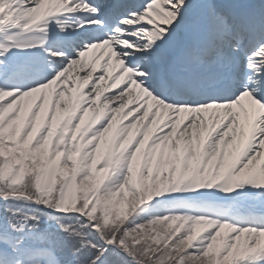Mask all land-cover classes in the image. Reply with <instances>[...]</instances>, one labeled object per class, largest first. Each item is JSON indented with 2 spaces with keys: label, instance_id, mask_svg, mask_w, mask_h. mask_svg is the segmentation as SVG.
I'll return each mask as SVG.
<instances>
[{
  "label": "snow or ice",
  "instance_id": "6c2138e0",
  "mask_svg": "<svg viewBox=\"0 0 264 264\" xmlns=\"http://www.w3.org/2000/svg\"><path fill=\"white\" fill-rule=\"evenodd\" d=\"M0 7V264H264V0Z\"/></svg>",
  "mask_w": 264,
  "mask_h": 264
},
{
  "label": "bare ground",
  "instance_id": "6f19581e",
  "mask_svg": "<svg viewBox=\"0 0 264 264\" xmlns=\"http://www.w3.org/2000/svg\"><path fill=\"white\" fill-rule=\"evenodd\" d=\"M0 10H3L0 7ZM53 36H57L55 31L53 32ZM51 46V45H50ZM17 55H29L38 59L41 63L47 62V56L40 49H34L29 52L16 53ZM72 77V73L70 72L68 78ZM78 83V78L74 81V84ZM43 92V102L40 104V111L36 112L34 115L32 114V104H29L31 109L28 115L27 120L31 116L32 126L35 127L39 125L40 127H44L45 124L54 128L53 134H55V129L58 128L62 123L65 122L66 117H71V119H75L76 113L79 111L78 100L79 93L76 88L71 90V96L66 97L62 94H57L55 89L51 90H42ZM41 93H36V99H40ZM63 100L64 108H59V104ZM34 104V101H33ZM28 104H24L21 107L20 117L26 114V106ZM51 114V118H49ZM71 119L67 121V127L71 126ZM114 147V141L110 138L105 143V151H110ZM119 148H116V151H119ZM131 166V165H130Z\"/></svg>",
  "mask_w": 264,
  "mask_h": 264
},
{
  "label": "rangeland",
  "instance_id": "374dc122",
  "mask_svg": "<svg viewBox=\"0 0 264 264\" xmlns=\"http://www.w3.org/2000/svg\"><path fill=\"white\" fill-rule=\"evenodd\" d=\"M30 109H31V107H30V105L28 104V105L26 106V114L23 115V117L21 118L22 120H27L28 115H29V112H30ZM40 128H42V127H40L39 125H36L35 127H33V129H34L35 131H37V132L39 131ZM49 129H50V130L52 131V133H53L54 128L51 127V125L49 126ZM130 168H131V166H130ZM125 196H127V192H125ZM157 227L159 228L160 231H163V230H164V225H163V224L158 225Z\"/></svg>",
  "mask_w": 264,
  "mask_h": 264
}]
</instances>
